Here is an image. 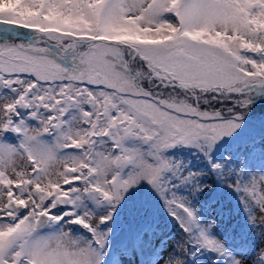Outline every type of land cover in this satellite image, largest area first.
I'll return each instance as SVG.
<instances>
[{"label":"snow or ice","instance_id":"obj_1","mask_svg":"<svg viewBox=\"0 0 264 264\" xmlns=\"http://www.w3.org/2000/svg\"><path fill=\"white\" fill-rule=\"evenodd\" d=\"M0 264H264V0H0Z\"/></svg>","mask_w":264,"mask_h":264},{"label":"trees","instance_id":"obj_2","mask_svg":"<svg viewBox=\"0 0 264 264\" xmlns=\"http://www.w3.org/2000/svg\"><path fill=\"white\" fill-rule=\"evenodd\" d=\"M214 179L215 177L209 176L205 181L208 184H212L213 189L216 188V185L213 183ZM199 199L201 202V207H207L211 205L213 209H219L220 201H223L225 204V211L227 212L229 209L232 210L230 216L227 219L223 221L217 219V228L214 230H223L225 228H230L236 225L241 220L240 215L235 212V209L239 204L238 197L235 193H232L231 198H228L226 195L220 192L205 190V192L199 197ZM209 218H214V215H210Z\"/></svg>","mask_w":264,"mask_h":264}]
</instances>
